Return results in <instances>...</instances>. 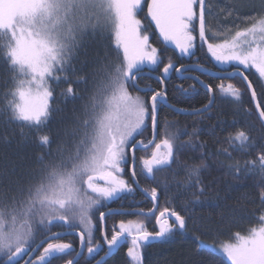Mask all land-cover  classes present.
I'll return each mask as SVG.
<instances>
[{
	"label": "snow or ice",
	"instance_id": "1",
	"mask_svg": "<svg viewBox=\"0 0 264 264\" xmlns=\"http://www.w3.org/2000/svg\"><path fill=\"white\" fill-rule=\"evenodd\" d=\"M145 7L146 16L165 45H174L182 57H193L199 39L217 64L227 66L219 69L221 75L216 78L223 81L241 77L256 100L257 92L245 71L254 69L264 81V0L259 11L243 16L251 23L242 29L236 23L240 13L231 26L217 20L214 28L209 18L217 14L209 0H0V60L7 66L10 77L5 83L12 84L3 93L0 114L39 131L47 126L52 113L54 84L68 83L61 95L76 99L79 94L71 86L70 73L75 75L77 84L92 83L83 115L76 114L70 130L58 135L55 141L48 133L37 137L42 151L37 153L32 169L18 174L0 171V264H51L53 259L70 254V243L47 242L37 259L29 256L45 240L59 241L60 234L53 229L63 226L78 228L81 248L95 258L102 249L95 240L94 216L98 212L103 222L105 212L101 208L133 192L122 173L131 159L135 178V153L141 148L152 149L149 158H141L142 170L151 180L160 172L172 170L185 149L199 151L198 162L185 164L184 180L176 182L177 193H190L195 206L211 190V183H206V174L211 173L206 161L211 154L203 151V144L198 146L192 136L182 142L179 133L169 131L168 124L157 142L158 113L161 106L167 105V92L152 91L150 86L141 88L139 78L146 70H158L161 65L165 76L170 69L176 73L189 69L183 64L175 66L170 58L164 63L163 54L152 45L139 18ZM221 11H226L227 18L235 9L225 4ZM220 28L236 30L216 42V36L224 35ZM104 40L114 42V57ZM90 42L99 43L104 52L95 54L92 68L85 72L87 59L80 61L79 69L76 62L81 51L87 53ZM195 79L204 83L198 76ZM159 83L163 85L164 80ZM191 87L195 90V85ZM205 87L211 95L195 114L202 115L215 104L216 90ZM216 89L237 104L242 102L241 89L232 83L225 86L221 82ZM181 90L187 93V89ZM149 92L147 98L140 94ZM256 111L258 125L251 122V113L245 110L248 130L242 126L226 137L235 150L255 151V159L241 163L233 159L228 149L222 150L229 161L226 165L229 173L237 179L242 172L255 173L264 179V105L257 103ZM149 122L153 135L145 143L138 138L148 130ZM220 166L225 165L221 162ZM12 171L15 173L14 168ZM144 191H150L153 202L158 201L156 187ZM259 200L264 208V185H259ZM150 211H155V207ZM169 217H174V221L169 222ZM189 219L165 206L156 217L159 225L156 233L147 231L140 221H121L110 238L102 232L108 252L97 264H105V257L127 238H131L127 256L132 264H142L141 249L145 242L186 231ZM37 234L45 237L41 245L35 243ZM197 243L210 253L221 252L230 264H264V212L246 234L235 233L228 242H220L219 249L215 243L203 240ZM81 255L75 253V259H68L67 264H79Z\"/></svg>",
	"mask_w": 264,
	"mask_h": 264
},
{
	"label": "trees",
	"instance_id": "2",
	"mask_svg": "<svg viewBox=\"0 0 264 264\" xmlns=\"http://www.w3.org/2000/svg\"><path fill=\"white\" fill-rule=\"evenodd\" d=\"M209 2L215 5L213 11L217 14L215 17L209 18V22L214 28L216 27L217 20L222 25L231 26L233 18L237 13H240L241 18L236 23L242 29L251 23V21L243 19V16L259 11L262 0H209ZM225 4L235 9L232 16L227 18H225L226 11H221V8ZM141 20L143 27L150 36V42L159 45V52L163 54V60L179 58L177 53L171 49L168 51L164 49L165 45L161 42L154 24L146 16L145 10L141 13ZM235 30L233 28L231 31H228L225 28H220V31L224 35H218L214 39L216 42H219L233 35ZM103 44L108 46L109 53L114 57L115 52L112 51L114 42L104 40ZM196 44V54H200L201 56L199 57L205 60L207 55H209L207 53V46L202 45L199 39H197ZM97 52L103 55L104 48L96 42L88 43L87 53L81 51L80 57L76 62L77 69L80 68V61L87 59L88 63L85 65L84 71L89 72L93 66ZM209 69L214 70V67H209ZM78 74L80 73H76V75ZM245 75L249 77V81L253 83V88L257 92V102L264 105V86H262L264 82L259 79V75L255 73V70L245 71ZM9 79L7 66L0 60V106L4 104L3 93L12 87L11 83H5ZM69 79L72 81L71 86L79 94L78 98L73 99L71 96L66 98L61 95V92L66 91L69 86L68 83L61 82L58 86L54 84L55 92L51 102V118L47 126L41 128L39 131L36 128L22 126L20 122L9 119L5 114H0V171L9 174H18L32 169L36 165L37 153L42 151L37 137L41 133H48L55 141L58 135L62 136L65 130H70L74 126L76 114L83 115V106L88 103L92 93V83L90 82L87 86L77 84L75 83V75L71 73ZM171 80L167 82L170 84L168 85L167 91L170 105L172 104L180 110L193 111L201 109L208 102L209 95L200 87L195 97L185 98L183 97L184 95L174 96L171 90H174L171 85ZM204 81L216 90L215 104L212 105L211 110L204 112L202 115L194 114L193 116H187L176 114L172 110L170 111L165 107H160L158 113V136L160 139L164 125L168 124L170 126L169 131L179 133L182 142L187 140L189 136H192L198 146L200 144L204 145L203 151L206 154H211L210 158L206 161L211 167L210 176L206 174V183H211V190L201 198L203 202L195 206L191 203L192 198L190 193H177L176 182H182L184 180L185 172L183 168L185 164L199 161V151H192L190 149L182 151L179 154L177 164L173 165V169L158 173L155 180L148 179L145 175L142 177L136 176L138 185L143 189L150 190L152 187L157 188L158 211L163 210L167 206L179 212L181 215L190 217L186 231H176L160 241L145 244L141 249L142 264H230L219 253H210L208 249L198 246L197 241L203 240L207 244L228 242L237 232L241 235L246 234L249 228L255 226L259 215L264 212V208L261 207L259 200V185H264V179L255 173L246 174L244 172L240 174L238 179L234 178V175L229 173L226 167L229 161L222 152L223 149H228L233 159L239 160L241 163L247 159H255L257 155L255 151L243 152L235 150L226 141L229 133H234L238 128L243 126L245 130H248L244 115L245 110L250 111L251 116L249 119L251 122L258 125L257 115H255L250 94L238 78L232 81H219L215 78L208 77ZM221 82L225 86L232 83L239 87L243 94L242 102L237 104L232 98L223 96L216 89V85ZM133 94L135 95L136 93L133 92ZM234 121H238L239 123L234 124ZM149 125L150 122L148 124V130L138 139L145 140L149 137ZM184 133H187V135H184ZM257 143L260 142L257 141ZM218 152L220 154L216 156ZM142 154V157H147L146 152H142ZM221 162L225 166L221 167ZM127 167L125 168L126 170ZM13 168L15 169V173L12 171ZM173 171L176 172L175 176L173 175ZM126 180L129 182L128 179ZM133 196H139L143 201V203L135 202V208L138 210H146L148 208L149 201L137 190H134L131 194H126L123 197L124 202L128 203L129 198ZM245 196L246 199H241V197ZM98 214L97 212L94 216L97 228H99V220H97ZM121 218L124 219L122 215H111L108 216L107 220L110 223H114ZM133 219L143 221L146 218L132 214V216L125 217L124 220ZM73 229L78 230V228ZM44 238V236L37 234L35 243ZM128 247H130V244L125 243L120 250L105 260V264H132L130 258L127 256ZM69 258L70 256L65 259H53L51 264H65Z\"/></svg>",
	"mask_w": 264,
	"mask_h": 264
},
{
	"label": "flooded vegetation",
	"instance_id": "3",
	"mask_svg": "<svg viewBox=\"0 0 264 264\" xmlns=\"http://www.w3.org/2000/svg\"><path fill=\"white\" fill-rule=\"evenodd\" d=\"M152 45L154 46L155 44L152 43ZM199 56H201V55L200 54L199 55L196 54L193 57H181L180 60H179V58H176V59L172 58L171 61H172V63L175 66L179 67L181 64H183L189 70L188 71H183L182 70L181 73H176L175 71L170 70L169 75L166 78L163 77V74H162V72H163L162 68L163 67H160L158 70H153V71L146 70L145 72H143L141 74V76L139 78V81H138L139 86L141 88H144L145 86H150L152 91L162 90L163 89L162 87L164 86V90L167 92L168 91V87H169L168 85H170L167 82L170 79H172L171 80V85L173 86L174 90L173 89H171V90L173 91L172 94L174 96L184 95L183 97H185V98H189V97H192V96L195 97V95L197 94L198 89H200L201 87L194 80V77L198 76L200 78V80L204 81V79L208 78L209 76L201 73L200 71H202V69H209V67H214V70H216V67H217V65L210 60L208 55H207V57L205 56L206 58L204 57L205 60L201 59ZM197 61H199L198 65H197ZM161 79L164 80V84L163 85H161L159 83V81ZM192 85H195V90H193V88L191 87ZM183 87H184V89H187V93L186 94L181 90ZM202 90H204V89H202ZM140 94L143 95L145 98H147V96L151 95V92H149V93H140ZM167 102L170 103L168 96H167ZM161 107H165V106H161ZM149 134H150L149 137L147 139L143 140V141H145V143L150 141L151 138H152V131ZM157 142H159L158 134H157ZM151 151H152L151 148H147V149H144V150L140 149V150L136 151V153L138 155V158H137V155L135 153V156H136L135 171L137 172L138 177H140V176L142 177V176L145 175V173L142 170V163H140L141 162V157L143 155L142 152H146L147 153L146 154L147 155L146 158H149L151 156ZM131 168L133 169V167L130 165V160H129V165L127 167V170L124 169V172L122 173V176H123V178L125 180L126 179L129 180L128 183L133 187L134 190L138 191L136 186L133 185L132 175H131V170H130ZM136 176H135V179L137 181V177ZM144 198L147 199L146 197H144ZM147 200L149 201V203L147 205L148 208H146V212H150V210H152L154 207H153V204L151 203V201L149 199H147ZM135 202L143 203V201L141 200V198L139 196H133L132 198H129V202L128 203H125L124 199L122 198V199H118V200H115V201L111 202L110 204L104 206L101 209L104 212H109L110 210L123 211L121 214H111V215H115V216H121L122 215L124 217V219H125V217L132 216L133 213L132 214H129V213H131L133 211V209L138 210L137 208L134 207ZM159 212L160 211H158L157 207H156L154 215L152 217H146V219H143V221H140V222H142L144 224L145 229L147 231H149L151 233H156L158 231V228H157V225H156V217L159 215ZM111 215L105 216V219H104V230L103 231H102V222L99 220V214L97 216V220H99V228L96 227L97 230L95 231V240L100 242L102 250L99 252V254H97L95 256V258L89 256V254L87 253L86 248H83V249L80 248L81 247V243H80V239H79L78 236H76L75 234H71V233L67 234L68 231H70V232L71 231L72 232H75V231L78 232V230H76V229H73V228L66 229L67 226L56 227L55 229H53V231L58 232L59 234H61L60 235L61 239L59 241L49 240L47 242H64V243H70L72 245V249L70 250V254L63 255L60 259H65L66 257L68 258L69 256H70L69 259H73L75 257V253L80 251V253H82V255L79 257V264H93L97 260H99L101 257L105 256V253L108 252L107 244L104 243V241H103L102 232H106L108 237L110 238L111 234L113 232V229L116 228V226L121 221H124L126 223L128 221H135L134 219L133 220H124L123 218H121V219H118V221H116L114 223H110V222H108L107 218H108V216H111ZM149 218H151V219H149ZM116 230H118V228H116ZM49 235H51V232H49ZM125 241H127V240H125ZM125 241L123 242V244L125 243ZM123 244L116 251L120 250L122 248ZM45 246L46 245L42 246L37 251L36 254L37 255L40 254L43 251V247H45ZM65 264H67V261L65 262Z\"/></svg>",
	"mask_w": 264,
	"mask_h": 264
},
{
	"label": "water",
	"instance_id": "4",
	"mask_svg": "<svg viewBox=\"0 0 264 264\" xmlns=\"http://www.w3.org/2000/svg\"><path fill=\"white\" fill-rule=\"evenodd\" d=\"M201 73H203V74H206L207 76H209V77H214V78H216L217 76H220L221 75V73L220 72H215V71H213V72H211V71H208V70H206V69H202V71H200ZM163 75H164V73H163ZM237 77H239V76H237ZM196 77H194V80L197 82V84L198 85H200L201 86V88L202 89H204L206 92H207V89H206V87H205V85H207V84H205V83H203V84H200L196 79H195ZM241 80H242V82L245 84V86L247 87V82H245V81H243V79L241 78V77H239ZM248 92L250 93V96H251V90H248ZM208 93V92H207ZM208 95L210 96L211 94L210 93H208ZM251 102H252V104H253V106H254V109H255V113H256V115H258V112L256 111V104H257V98H256V100H253L252 99V96H251ZM165 107L166 108H168L170 111L172 110L173 112H175L176 114H180V115H189V116H192L193 114H195V112H196V110H193V111H188V110H180V109H178V108H175V107H173V106H170L168 103H167V105H165ZM151 130H152V127H151ZM152 135H153V133H152ZM144 149V148H143ZM131 164H132V162H131ZM133 183H134V186H136V188L138 189V191L140 192V193H142L147 199H149L151 202H152V204H153V207H157L156 206V202H153L152 201V199H151V195H149V194H147L143 189H141V187L139 186V185H137V183H136V181H135V179H133ZM134 211V214H137V215H145V216H153L154 215V212L155 211H151V212H146V211H143V212H141V211H138V210H133ZM159 216V215H158ZM169 220L172 222V221H174V217H169ZM156 223H157V221H156ZM157 228L159 229V225L157 224ZM76 235H78L79 236V234H77V233H75ZM51 237V236H50ZM49 237V238H50ZM45 240V239H44ZM48 240H50V239H48ZM48 240H45V243H46V241H48ZM158 240H161L160 238H156V239H151L150 240V242H145V243H152V242H155V241H158ZM45 243H43L42 245H44ZM37 245H41V241L37 244ZM41 245V246H42ZM40 246V247H41ZM40 247H37L36 248V250H35V252H33V253H30L29 254V256H31L32 258L35 256V253H36V251L40 248ZM113 251H115V250H113ZM111 254L112 253H109V255L107 256V257H105V260L108 258V257H110L111 256ZM29 258V257H28ZM27 258V259H28ZM95 264H97V262L95 263Z\"/></svg>",
	"mask_w": 264,
	"mask_h": 264
},
{
	"label": "rangeland",
	"instance_id": "5",
	"mask_svg": "<svg viewBox=\"0 0 264 264\" xmlns=\"http://www.w3.org/2000/svg\"><path fill=\"white\" fill-rule=\"evenodd\" d=\"M144 10L145 11H147V9H146V7L144 8ZM143 13V12H142ZM139 18L141 19V13H140V15H139ZM149 19H150V17H149ZM154 24V23H153ZM155 26V25H154ZM156 32H158V31H156ZM158 36H159V33H158ZM160 38V37H159ZM161 40H162V38H160ZM162 43H163V41H162ZM165 45V44H164ZM154 47H156L158 50H159V45L157 44H155L154 45ZM165 50H169V49H171L173 52H175V53H177V56L180 58V57H182V56H180V54H179V51L177 50V49H175V46L174 45H165V48H164ZM165 57H166V55H165ZM210 60L212 61V62H214L220 69L221 68H224V67H227L226 65H220V64H217L212 58H211V56H210ZM166 61H168L167 59L166 60H164V63L166 64ZM163 67V66H162ZM171 70V69H170ZM254 70V69H253ZM264 82V81H263ZM167 84V83H166ZM242 235H244V234H242ZM210 244H213V243H210ZM216 247H217V249H219V244H216ZM217 253H219L220 255H222V253L221 252H219V251H217ZM223 256V255H222ZM224 258H226L225 256H223ZM38 258V256L36 257V259ZM130 258V257H129ZM227 259V258H226ZM35 260V259H34ZM230 263V262H229Z\"/></svg>",
	"mask_w": 264,
	"mask_h": 264
},
{
	"label": "bare ground",
	"instance_id": "6",
	"mask_svg": "<svg viewBox=\"0 0 264 264\" xmlns=\"http://www.w3.org/2000/svg\"><path fill=\"white\" fill-rule=\"evenodd\" d=\"M190 81V80H189ZM158 85V84H157ZM156 87V86H155ZM189 92V91H188ZM156 209V208H155ZM123 211H118V210H110L109 212H105V216L111 215V214H121ZM151 212V211H150ZM134 214V211H132L129 214ZM100 220V219H99ZM102 230H104V221L102 222ZM99 254V253H98Z\"/></svg>",
	"mask_w": 264,
	"mask_h": 264
}]
</instances>
